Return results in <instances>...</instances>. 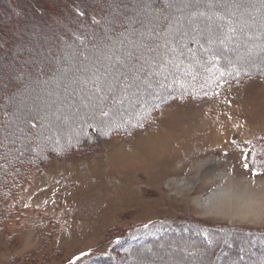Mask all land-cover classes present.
I'll list each match as a JSON object with an SVG mask.
<instances>
[{
  "label": "rangeland",
  "instance_id": "1",
  "mask_svg": "<svg viewBox=\"0 0 264 264\" xmlns=\"http://www.w3.org/2000/svg\"><path fill=\"white\" fill-rule=\"evenodd\" d=\"M218 55L264 64V0H0V156L43 155L0 232V264H62L160 218L170 232L145 250L114 248V264H264V249L242 255L264 240V163L251 153L264 142V77L170 100L126 134L90 128L110 124L98 120L105 107L114 123L155 101L167 68L209 77ZM210 195L221 210L204 206ZM182 224L218 226L223 244L182 237Z\"/></svg>",
  "mask_w": 264,
  "mask_h": 264
},
{
  "label": "trees",
  "instance_id": "2",
  "mask_svg": "<svg viewBox=\"0 0 264 264\" xmlns=\"http://www.w3.org/2000/svg\"><path fill=\"white\" fill-rule=\"evenodd\" d=\"M204 9V8H202ZM201 9V10H202ZM78 9H76V12ZM81 12L78 11V15ZM238 18V17H237ZM230 41L236 40L237 36L235 34L229 35ZM194 46L191 48L190 42L187 44L191 50L197 49L196 42H193ZM226 45V44H224ZM236 46H239L236 43ZM232 48V47H231ZM231 48H227L231 52ZM203 52V51H202ZM198 55L197 57L202 58V54ZM225 52V50H223ZM186 62L188 63L189 67L192 66L190 64V59L185 58ZM215 70L213 71L212 75L209 77L205 76L200 71V66L198 67H190L191 70L194 68V74L192 75V78L187 81L186 77L184 76L183 72L181 71H174L167 68V73L171 77V81H165L163 78V87L160 90V95L157 96L158 98L145 105L141 110H135L132 115L128 114L126 116H118L119 120H115L114 123H111L116 119V109L113 108L114 105L109 106V108L105 107L101 109L102 112H100L98 116V120L101 123L102 121H107L110 124L106 127L105 130H99L95 123L90 125L91 130L98 134H104L105 136L112 134V133H121L126 134L127 132L131 131L134 127H136L138 124H143L149 118L151 117L154 110H156L160 105L167 103L170 100L174 99H183L186 97H205L209 94H211L214 91V88L218 86V84L221 83H228V82H237L240 79L248 78L250 76H260L264 77V64L260 65L258 68H242L235 65L233 62L226 61L225 59H221L219 55L215 59ZM236 69L232 68L234 66ZM164 71V70H162ZM101 119V120H100ZM86 135V132L84 136ZM87 136V135H86ZM78 142V141H77ZM77 142H69L67 143V146L60 148L63 152L72 148L77 144ZM42 147V146H41ZM19 150V149H18ZM57 150V149H56ZM30 151V152H29ZM60 151V150H58ZM11 150H8V154L5 153V156L2 157V160H0V232H3L7 226L14 220V217H16V213L19 211L21 206H19L18 202V192L21 189V187L24 185L26 174L28 173V170L33 167L37 166L39 160L42 159V151L41 148H34L33 150L26 148H22L19 151H17L19 154H11ZM252 158H256L257 164L264 163V142L262 144L256 145L252 151ZM9 157V162H7L5 157ZM0 158V159H1ZM170 223V221L164 220L163 218L157 219L156 222H148L144 225L137 226L136 228H129L126 233H123L121 235L114 236L107 244H105V248H91L87 251L81 252L78 255L71 257L67 262L62 264H95L98 262L99 264H114V262L117 261V255L115 254V249L120 247H126L127 252H132L136 247H141L144 249L145 245L150 243L148 239L152 238H159V237H153L155 236V231L160 232L162 230H171L170 227L167 225ZM183 225V226H182ZM180 229L176 228V231H178L181 235L186 238L191 237L190 240L194 241H201V244L207 245L208 249L210 250V245L217 247L219 244H223L220 241H217L216 243L213 241V236L217 235L218 233L224 234L223 231L219 230L218 226H212L208 224H196V227H198L197 231H191L187 230L182 224ZM183 230L184 233L182 234L180 231ZM166 231V232H167ZM170 232V231H169ZM163 233V232H162ZM167 234V233H164ZM143 235L145 236L144 239L136 240L137 236ZM169 235V234H167ZM257 235L259 237L264 238V232H259ZM215 237V236H214ZM127 239H129L128 245H125V242H127ZM131 239V240H130ZM155 240V239H154ZM231 243V242H230ZM262 247H255L250 252H246V254L242 255H249V258H251L252 253L253 255H259L264 249V240H262ZM214 246V247H215ZM222 247V246H221ZM115 248V249H114ZM213 248V247H212ZM231 248V247H230ZM114 249V250H113ZM146 249V248H145ZM144 249V250H145ZM206 249V248H205ZM207 249V250H208ZM204 250V253L205 251ZM208 250V251H209ZM114 251V252H113ZM149 252V251H148ZM84 255H81V254ZM196 252H192L188 255L195 254ZM130 254V253H129ZM186 255V253H185ZM199 255L202 257V259H205L206 256L204 254H195L193 257H199ZM248 257V256H247ZM259 261L256 260V264ZM205 264V262H199L198 264ZM254 263V262H252ZM249 261L244 262L243 264H252Z\"/></svg>",
  "mask_w": 264,
  "mask_h": 264
},
{
  "label": "bare ground",
  "instance_id": "3",
  "mask_svg": "<svg viewBox=\"0 0 264 264\" xmlns=\"http://www.w3.org/2000/svg\"><path fill=\"white\" fill-rule=\"evenodd\" d=\"M171 183L172 184H179V185H182V186H184L185 185V182H183V181H181L180 183L179 182H177V180L176 179H172V181H171ZM220 189V188H219ZM214 195V194H213ZM217 196V195H216ZM211 201H212V196L210 195V196H207L205 199H204V202H203V204H204V206L206 207V208H210V206H213V207H215L216 209H218V211L219 210H221L223 207L221 206V205H211Z\"/></svg>",
  "mask_w": 264,
  "mask_h": 264
},
{
  "label": "snow or ice",
  "instance_id": "4",
  "mask_svg": "<svg viewBox=\"0 0 264 264\" xmlns=\"http://www.w3.org/2000/svg\"><path fill=\"white\" fill-rule=\"evenodd\" d=\"M245 167H247V164H245ZM254 174H255V172H254ZM81 255H84V254L82 253Z\"/></svg>",
  "mask_w": 264,
  "mask_h": 264
}]
</instances>
